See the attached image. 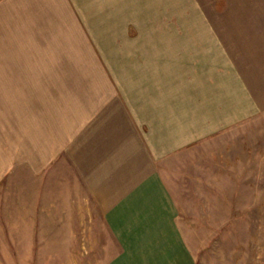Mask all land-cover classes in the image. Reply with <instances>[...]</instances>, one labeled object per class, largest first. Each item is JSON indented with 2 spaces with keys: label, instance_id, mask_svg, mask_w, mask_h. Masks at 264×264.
I'll use <instances>...</instances> for the list:
<instances>
[{
  "label": "crops",
  "instance_id": "0c3cea01",
  "mask_svg": "<svg viewBox=\"0 0 264 264\" xmlns=\"http://www.w3.org/2000/svg\"><path fill=\"white\" fill-rule=\"evenodd\" d=\"M60 2L62 9L44 31L52 39H42V56L46 66L60 68L58 82L65 83L72 66L82 65V59L87 64L88 51L105 46L93 45L98 41L89 39L93 29L69 6L70 0ZM223 2L222 9L208 14L211 30L197 32L190 47L147 46L142 69L134 66L117 81L108 76V94H47L46 107L43 102L42 107L34 105L26 118L36 134L30 143L20 127L11 126L9 138L8 124H0V226L7 224L1 208L7 194L3 182L10 170L24 164V146H31L27 163L33 174L40 177L47 170L51 177L55 165L65 169L57 174L64 176L70 169L74 174L85 202L73 205L64 217L70 242L77 236L72 231L78 226L77 212L81 228H97L95 234H80L82 256L92 255L86 244L93 242L101 251L90 258L101 259L99 264H194L177 223L168 160L215 137L233 120L264 110V0ZM52 18L40 15L43 23ZM22 26L29 27L27 19ZM60 27L76 34V40L65 41ZM31 211V224L39 226L35 206ZM7 241L3 235L2 244ZM36 242L32 238L28 251L33 261L40 252ZM21 243H15L14 264H24ZM5 247H0V260H6Z\"/></svg>",
  "mask_w": 264,
  "mask_h": 264
},
{
  "label": "rangeland",
  "instance_id": "374dc122",
  "mask_svg": "<svg viewBox=\"0 0 264 264\" xmlns=\"http://www.w3.org/2000/svg\"><path fill=\"white\" fill-rule=\"evenodd\" d=\"M37 1L0 0V124H8V135L11 126L20 127L29 143L36 134L26 118L34 105L42 107L43 102L46 107L47 94H108L112 88L108 76L111 79L113 74L117 81L134 66L142 69L147 46L190 47L197 32L211 30L209 12L224 6L223 0H70L69 6L91 23L87 26L94 35L89 39L98 40L93 45L105 49L88 51L87 64L82 59V65L72 66L63 83L58 82L60 68L46 66L42 56V39H52L44 31H49L62 5L60 0ZM44 13L55 18L43 23ZM60 14L66 18L64 12ZM25 19L29 27L22 26ZM67 31L60 27L61 37L76 40L77 35ZM213 135L168 160L167 181L176 201L179 229L194 264H264V110L233 120ZM32 149L24 146V164L10 170L3 182L7 194L1 208L7 224L0 226V247L6 246L7 256L0 262L14 264L12 252L22 241L25 252L23 257L18 254L24 264H99L101 259L90 256L101 251L100 244H86L92 254L88 258L81 255L84 248L79 241L83 231L97 232V208L95 227L89 229L79 226L77 212L78 226L72 227L77 236L71 243L64 217L85 200L70 168L64 176L57 174L65 170L62 165H55L51 177L47 170L40 177L33 174L27 163ZM34 206L39 226L31 224ZM32 238L39 240L34 244L40 250L37 261L28 253Z\"/></svg>",
  "mask_w": 264,
  "mask_h": 264
}]
</instances>
